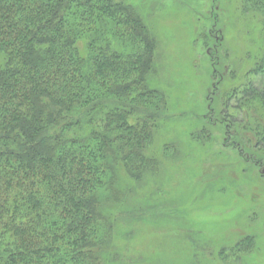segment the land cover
<instances>
[{
	"label": "trees",
	"instance_id": "trees-1",
	"mask_svg": "<svg viewBox=\"0 0 264 264\" xmlns=\"http://www.w3.org/2000/svg\"><path fill=\"white\" fill-rule=\"evenodd\" d=\"M243 1L264 35V0ZM156 46L121 0H0V264L113 261L105 198L156 163Z\"/></svg>",
	"mask_w": 264,
	"mask_h": 264
},
{
	"label": "rangeland",
	"instance_id": "rangeland-1",
	"mask_svg": "<svg viewBox=\"0 0 264 264\" xmlns=\"http://www.w3.org/2000/svg\"><path fill=\"white\" fill-rule=\"evenodd\" d=\"M121 1L156 37L149 81L167 104L156 163L140 180L122 171L105 198L107 263L264 264V106L246 98L264 88L248 72L260 14L243 0Z\"/></svg>",
	"mask_w": 264,
	"mask_h": 264
}]
</instances>
